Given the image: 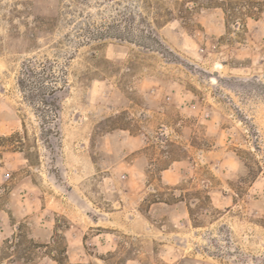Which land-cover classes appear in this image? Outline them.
<instances>
[{"label":"rangeland","instance_id":"rangeland-1","mask_svg":"<svg viewBox=\"0 0 264 264\" xmlns=\"http://www.w3.org/2000/svg\"><path fill=\"white\" fill-rule=\"evenodd\" d=\"M0 264H264V0H0Z\"/></svg>","mask_w":264,"mask_h":264},{"label":"water","instance_id":"water-1","mask_svg":"<svg viewBox=\"0 0 264 264\" xmlns=\"http://www.w3.org/2000/svg\"><path fill=\"white\" fill-rule=\"evenodd\" d=\"M212 76H214V77L217 78V77L219 76V72H217V71H213V72H212Z\"/></svg>","mask_w":264,"mask_h":264}]
</instances>
